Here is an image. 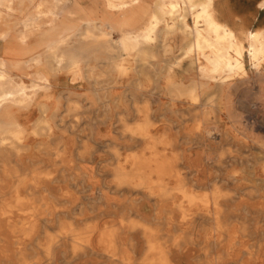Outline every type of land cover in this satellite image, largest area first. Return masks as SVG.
<instances>
[{"label": "bare ground", "instance_id": "bare-ground-1", "mask_svg": "<svg viewBox=\"0 0 264 264\" xmlns=\"http://www.w3.org/2000/svg\"><path fill=\"white\" fill-rule=\"evenodd\" d=\"M189 1L193 10L200 5ZM211 1L194 15V26L185 15L181 25L167 24L165 54L172 52L170 33L182 32L184 43L165 67H145L157 57L147 51L158 39L155 11L142 32L114 38L100 29L95 39L109 51L97 59L107 67L89 69L87 94H56L48 75L16 78L0 58V264H182L185 255H195L194 264H264V229L259 236L250 228L264 224V130L255 122L245 62L248 53L263 74L264 28L239 39L214 18ZM180 9L171 3L172 15ZM124 54L143 66H126ZM53 55L57 64L71 60L63 70L74 74L73 84L84 79L78 57ZM186 59L188 81L174 69ZM132 71L145 79L121 82ZM131 111L138 115L133 122ZM101 148L115 161L95 166ZM78 158L83 162L74 164ZM26 159L36 162L26 166ZM72 173L77 190L69 189ZM110 190L127 196L121 213L107 200ZM101 200L107 210L95 213ZM104 214L114 218L103 221Z\"/></svg>", "mask_w": 264, "mask_h": 264}, {"label": "crops", "instance_id": "crops-1", "mask_svg": "<svg viewBox=\"0 0 264 264\" xmlns=\"http://www.w3.org/2000/svg\"><path fill=\"white\" fill-rule=\"evenodd\" d=\"M41 1L40 25L37 27L32 23L38 18L33 8V0H0V13L11 14L8 6L18 9V11L20 9L24 10V14H14L9 19L8 24L0 21V47L2 46L0 48V58L5 61L7 71L16 78L30 80L40 74L48 75L54 84L53 88L56 94L67 92L69 88L77 94H87L90 89L89 85L93 82L89 75V69L107 67L106 59H97L98 52L109 51L104 46L98 45L95 39V35L100 29L111 32L114 38L122 36L125 31L142 32L154 23L157 13V17L161 21L157 25L154 36L158 39L150 43L152 46L147 51L159 53V59H149V63L145 67H165L166 62L174 60L175 55L180 51V46L184 43L182 32L170 33V39L166 42L174 45V51L167 56L163 54L165 50L162 44L164 43V30L167 24L177 23L181 25L179 18L185 15L188 25L190 27L194 26V15L202 11L203 4L208 0H193L200 4L194 10L190 7L189 0ZM262 1L212 0L210 11L217 21L232 29L239 39L245 40L248 32L264 28V5H262ZM172 2H178L181 5L179 16L177 13L174 15L170 13ZM199 26L201 28L206 26L204 20L200 21ZM246 27H248V30ZM177 29L180 30L181 28L178 27ZM54 50L58 55L66 54L70 57L73 55L78 57L79 67L85 69L84 79H77V84H73L74 74L63 70V68L73 67L71 60L68 59L63 64H57L53 55ZM124 56L127 58L122 59V62L126 66L136 69L143 66L141 64L142 60L135 57H133L134 60H129L128 55L124 54ZM36 57H39V60L35 61ZM98 61L100 62L99 65ZM189 66V60L187 59L180 65H175V76L177 78L183 76L185 81H188L190 74L186 70ZM158 77L154 76V78ZM119 78L125 84L145 79L138 71H132L128 75L119 76ZM154 82H164V79H156ZM65 83L67 85H64ZM75 96L73 98H76ZM85 97L86 95H83L80 99ZM131 112L138 118L134 111ZM131 112H127L126 115ZM23 115L26 116L27 112H23ZM38 115L36 109L28 123H31Z\"/></svg>", "mask_w": 264, "mask_h": 264}, {"label": "rangeland", "instance_id": "rangeland-1", "mask_svg": "<svg viewBox=\"0 0 264 264\" xmlns=\"http://www.w3.org/2000/svg\"><path fill=\"white\" fill-rule=\"evenodd\" d=\"M39 2H42V1L41 0H37V1L36 0H33V3H32L35 12L38 15V18L36 20H34V23L33 22L32 23H33V25H37V27L40 25L39 18L41 16V12H40L41 11V7L40 8L38 7ZM8 9L11 11V14H7L6 15L4 13H0V21H4L7 24L10 21L9 19L12 18V16H14V14H24V10H22V9H20L18 11V9L12 8L11 6H8ZM169 39H170V36L168 37V40ZM173 46L174 45H172V51H174V47ZM163 53L165 54V51ZM170 53H172V52H170ZM170 53H167L166 56L168 54H170ZM158 55H159V53H157V57L156 58H153V59H159ZM133 57L134 56L131 55L128 58H129V60H134ZM147 60H148V58H147ZM245 62H246V66H247V69H248V72H249V74L246 77L247 78V81H248V85L247 86H248V89L250 90L249 93L254 96V103L256 105V106H254L255 107L254 109L256 110V111L255 110L254 111L257 112L255 122H256V125H257L258 130H261L262 128L264 130V119H263V116H264V82H263V80H264V78H263L264 77V65L262 67L263 74L260 75L253 68V63L250 60V57H249V54L248 53H246V55H245ZM235 92H236L237 96H239L240 98H242L241 99L242 102L239 105L240 108L241 109H245V107H246V103L245 102L247 100V97H245L246 96V94H245V88L243 86H239L236 89ZM91 117L92 116H90V118ZM127 118H128L129 121L133 122L137 118V116L131 112L129 115H127ZM189 123H191V122H189ZM105 149L104 148H101L100 150L99 149L97 150L96 157H95V160H94V165L95 166H97L102 160H107L108 162L110 161L111 163L115 161L114 157L107 150L105 151ZM203 149H205V147L202 148V146H197V147H195L194 151L195 152L196 151L200 152V151H204ZM46 160H47V158H46ZM48 160H49V163L52 162V160L50 158ZM82 160L83 159H79L78 158V159L75 160L76 162L74 164H81L83 162ZM1 161L3 162V159L2 158L0 159V166H2V162ZM34 162H36V161L30 160V159H26V163L24 165H26V166H32L34 164ZM74 175L75 174H73V173L68 175V178L70 177L69 180L71 181V182L69 181L70 182L69 189H71V190H74V188H75V190L78 189L77 183L79 182V180H77V178H75ZM64 183L65 182H58V184L60 186H62ZM64 185L66 186L67 184L65 183ZM256 195H257V199H256L257 201H263V199L261 198V196H259V193H256ZM126 199H127V196L125 194L122 195V192L121 193H117L115 191H111L110 190L109 191V199H107V200H109L110 202L113 203L114 208H113V205H111V207H109V208L111 210L113 208V210L116 213H121L123 211V209H126L127 208V204L125 203ZM95 207H96L95 208L96 209L95 213L96 212H99L102 207L103 208L101 209V211H104L103 213H105V210H107V207L108 206H107V202H105L104 200H101V201H99L95 205ZM145 207L147 208V210H146ZM150 208H151V206H150L149 203H146V204L143 205V210H145V212L146 211H149ZM121 209H122V211H121ZM111 218L113 219L114 217H112V215H109V214L108 215L107 214H104L103 221H106V220L107 221H111L112 220ZM261 224H262V226H264L263 223H261ZM262 226L260 228L256 229V226L254 225L253 222L250 224L251 230L254 231L255 235H259L260 234L259 236H263V229L264 228ZM258 230H260V232ZM185 256L181 258L182 259V261H181L182 264H194L193 263V260H194V256L195 255H185Z\"/></svg>", "mask_w": 264, "mask_h": 264}]
</instances>
